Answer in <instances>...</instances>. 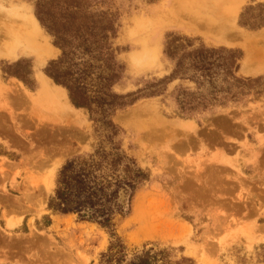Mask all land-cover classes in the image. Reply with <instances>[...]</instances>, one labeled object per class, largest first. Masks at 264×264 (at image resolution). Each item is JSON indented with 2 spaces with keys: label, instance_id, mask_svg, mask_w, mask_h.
Returning a JSON list of instances; mask_svg holds the SVG:
<instances>
[{
  "label": "rangeland",
  "instance_id": "rangeland-1",
  "mask_svg": "<svg viewBox=\"0 0 264 264\" xmlns=\"http://www.w3.org/2000/svg\"><path fill=\"white\" fill-rule=\"evenodd\" d=\"M180 1L84 0L90 22H116L110 41L124 74L111 90L134 100L111 119L117 144L144 173L131 194L121 195L125 211L116 213L111 231L49 208L62 166L94 153L102 133L46 72L62 50L37 17L36 0H0L5 12L30 9L48 46L40 62L34 55L7 58L0 39V264H105L117 239L127 258L167 248L174 262L193 260L180 264H264V0H240L226 36L194 26L197 16L187 7L203 0H184L185 9ZM170 8L183 22L171 21ZM188 40L237 50L236 76L251 79L252 90L233 87L238 96L224 103L181 109L178 97H209L212 90L196 79L188 58L184 74L172 76L166 44L172 41L178 57L183 51L175 46ZM44 77L55 102L39 98ZM223 79L220 73L216 83L226 89Z\"/></svg>",
  "mask_w": 264,
  "mask_h": 264
},
{
  "label": "trees",
  "instance_id": "trees-1",
  "mask_svg": "<svg viewBox=\"0 0 264 264\" xmlns=\"http://www.w3.org/2000/svg\"><path fill=\"white\" fill-rule=\"evenodd\" d=\"M35 4L37 17L54 35L55 44L62 50L61 56L49 63L47 74L55 83L68 89L71 102L76 107L85 108L97 131L102 133L94 153L70 158L62 166L49 208L64 214L76 213L84 220L97 222L114 231L116 213L125 211L121 195L131 194L144 177L135 160L117 144L115 139L119 130L111 119L116 110L134 100H128L131 93L119 94L111 90L124 74L123 65L116 60L110 41L117 33L116 22L113 19L107 24L99 19L90 22L91 17L87 15L88 11L91 12L90 5L84 6V0H62L61 3L59 0H36ZM179 44L175 49L183 52L178 57H175L172 41L165 48V54L175 61L172 76L184 74L183 59L188 58L189 67L199 73L196 79L212 85L209 97L193 100L178 97V104L184 111L204 110L212 104L233 99L238 96L233 87L241 89L243 94L246 89L252 90L251 79L236 76L240 58L237 50L194 46L190 40ZM220 73L227 84L226 89L216 83ZM126 256V245L120 239L113 241L109 251L103 255L105 264H180L193 261L182 258L174 262L167 248L158 251L145 249L130 258ZM260 256L264 262V245Z\"/></svg>",
  "mask_w": 264,
  "mask_h": 264
},
{
  "label": "bare ground",
  "instance_id": "bare-ground-1",
  "mask_svg": "<svg viewBox=\"0 0 264 264\" xmlns=\"http://www.w3.org/2000/svg\"><path fill=\"white\" fill-rule=\"evenodd\" d=\"M219 1L217 4L214 1L212 2V0H203L196 8L195 6L189 5L188 2L181 0L180 7L185 9L189 5L187 9H193L195 11L190 10L188 14L197 16L198 20L194 26L198 30L214 31L221 36H226L227 31L233 25L232 22L235 19V12L240 0ZM8 2L12 4V0H8ZM11 7L13 9L7 12L0 10V39L4 38L2 46L6 48L4 56L7 58H15L20 54L34 55L37 62H40L46 56V53H48L47 41L42 27L27 7H17L14 5ZM168 14L171 21L183 22V20L176 18L174 9L170 8ZM180 15L184 17L185 12L182 11ZM141 24L139 23V25ZM137 31L133 32L136 33ZM40 84L42 89L39 98H48L50 101L55 102V92L46 81V77L40 79ZM63 90L66 92L65 89ZM64 91H61V93L66 95Z\"/></svg>",
  "mask_w": 264,
  "mask_h": 264
}]
</instances>
